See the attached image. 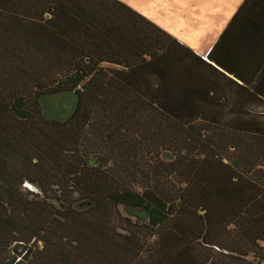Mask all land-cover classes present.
<instances>
[{
  "label": "trees",
  "instance_id": "obj_1",
  "mask_svg": "<svg viewBox=\"0 0 264 264\" xmlns=\"http://www.w3.org/2000/svg\"><path fill=\"white\" fill-rule=\"evenodd\" d=\"M259 80L213 103L120 0H0V264H264Z\"/></svg>",
  "mask_w": 264,
  "mask_h": 264
},
{
  "label": "crops",
  "instance_id": "obj_2",
  "mask_svg": "<svg viewBox=\"0 0 264 264\" xmlns=\"http://www.w3.org/2000/svg\"><path fill=\"white\" fill-rule=\"evenodd\" d=\"M229 1L222 4L220 0H210V8L201 9L205 6L200 5V0H182L185 26L189 22L188 25L196 30L195 37L188 40L182 37L181 41L155 25L182 45V83L194 87L188 91L207 88L215 95L213 103H220L221 96L227 95L224 101L228 107L251 108V88L259 79V86L264 90V0ZM197 4L201 6L202 15L191 21L187 11ZM238 9L239 13L234 17ZM228 10L227 20L222 25L217 23L220 14ZM206 15L210 16L209 22L213 26L207 27ZM203 23L205 29L210 30L208 35L197 32L198 28H203ZM211 49L206 61L214 68L202 61ZM210 60H217V65Z\"/></svg>",
  "mask_w": 264,
  "mask_h": 264
},
{
  "label": "rangeland",
  "instance_id": "obj_3",
  "mask_svg": "<svg viewBox=\"0 0 264 264\" xmlns=\"http://www.w3.org/2000/svg\"><path fill=\"white\" fill-rule=\"evenodd\" d=\"M126 4L131 9L135 10L146 19L152 23L158 25L159 27L166 30L168 33L174 35L182 41V37L185 39H191L195 37L196 30L191 28L187 22L185 26V21L182 19V0H120ZM222 4L230 3L229 0H220ZM200 5L205 6L201 8L199 4L195 7L188 9L187 16L191 21H195V16L202 15L201 9L210 8V0H200ZM232 8V7H231ZM186 10V9H184ZM205 15V14H204ZM207 27H211L209 20H211L209 15ZM230 16V10L227 13L220 14V17L217 19V23L222 25V22L227 20ZM194 19V20H193ZM213 19V18H212ZM203 28H198L197 32L209 34V29H205V23H203ZM215 28L212 29L214 31ZM72 95L59 96L55 98H48L47 101L43 104V110L47 115L51 117H59L63 115L71 107Z\"/></svg>",
  "mask_w": 264,
  "mask_h": 264
}]
</instances>
